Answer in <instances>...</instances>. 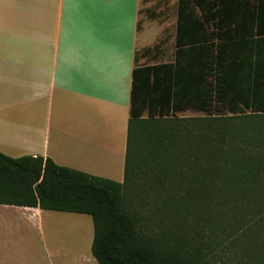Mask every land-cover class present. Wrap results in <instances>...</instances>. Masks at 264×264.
<instances>
[{
  "label": "trees",
  "instance_id": "obj_1",
  "mask_svg": "<svg viewBox=\"0 0 264 264\" xmlns=\"http://www.w3.org/2000/svg\"><path fill=\"white\" fill-rule=\"evenodd\" d=\"M176 44L134 70L123 182L0 152V204L91 215L99 264H264V0H180Z\"/></svg>",
  "mask_w": 264,
  "mask_h": 264
},
{
  "label": "crops",
  "instance_id": "obj_2",
  "mask_svg": "<svg viewBox=\"0 0 264 264\" xmlns=\"http://www.w3.org/2000/svg\"><path fill=\"white\" fill-rule=\"evenodd\" d=\"M179 2L0 0V152L123 182L134 70L175 62ZM55 212L0 204V264L73 257L33 251Z\"/></svg>",
  "mask_w": 264,
  "mask_h": 264
},
{
  "label": "rangeland",
  "instance_id": "obj_3",
  "mask_svg": "<svg viewBox=\"0 0 264 264\" xmlns=\"http://www.w3.org/2000/svg\"><path fill=\"white\" fill-rule=\"evenodd\" d=\"M180 117L204 116L205 113L189 109L178 114ZM148 201L142 205V209L147 211L156 207L159 201L154 198H146ZM146 204V205H145ZM54 220L51 224H45L41 233L37 229H31V244L33 251L38 250L40 255L46 253V248H55L61 245L63 249L70 250L73 243V257H64V264H76L75 246L77 244V264H98L91 250L94 236L93 218L89 214L55 212ZM89 258V259H88ZM91 258L94 260L91 262Z\"/></svg>",
  "mask_w": 264,
  "mask_h": 264
}]
</instances>
